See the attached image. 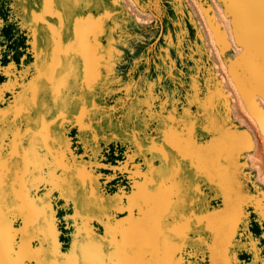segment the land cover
Listing matches in <instances>:
<instances>
[{
	"label": "rangeland",
	"instance_id": "1",
	"mask_svg": "<svg viewBox=\"0 0 264 264\" xmlns=\"http://www.w3.org/2000/svg\"><path fill=\"white\" fill-rule=\"evenodd\" d=\"M82 101L115 108L98 155ZM0 113L26 162L5 172L3 264H171L193 211L177 172L200 193L180 264H264V0H0ZM61 131L66 159L45 143ZM73 162L95 182L70 191Z\"/></svg>",
	"mask_w": 264,
	"mask_h": 264
},
{
	"label": "snow or ice",
	"instance_id": "2",
	"mask_svg": "<svg viewBox=\"0 0 264 264\" xmlns=\"http://www.w3.org/2000/svg\"><path fill=\"white\" fill-rule=\"evenodd\" d=\"M72 3L74 5H77L80 3V0H72ZM118 62L117 56L115 53H113V57L107 61V66L105 67V64H101V67L107 71L108 68L113 67ZM112 77L100 75L98 77H94V83L90 85V91H94L95 88H99L100 92L102 94H107L109 92V84L111 82ZM135 84L133 81L129 82L128 87L132 88ZM156 97L148 96L145 100L138 101L137 103L139 105H147L155 102ZM164 103V102H162ZM79 112H80V119L76 120L74 122V126H78L81 133L83 132H91L92 140L91 141H85L86 144L91 143L93 145L92 151L95 155L99 154V148L97 145V141L100 139L99 136L95 134V129L92 127L93 124L102 122L105 119H110L112 116L113 111H115V108L108 109V108H102L99 105H96L94 102L91 106H89L85 102H81L79 105H77ZM171 115V113H169ZM157 116L160 118V123L164 126L168 123V117L164 115L163 112L158 113ZM4 120L5 117L2 113H0V201L3 199V191L5 186V172L8 173V175L13 174V169H15L17 172L20 171L21 167L25 165L26 162L16 160V156L18 155L15 152H8V158L5 159V140L7 139L6 134L3 131L4 128ZM87 121V123H85ZM49 123L51 122H45L44 127L47 128L49 126ZM19 132L20 129H17ZM30 129L24 128L23 132H28ZM107 140V137L104 138ZM53 143L55 145H58L60 150V155L62 158L66 159L70 155V149L68 147L69 141L67 140L66 136L64 135L63 131H61L58 134H53L51 132H48L46 135L45 143ZM135 146V145H134ZM141 151L140 148H137V153ZM137 153H131V156H135ZM82 159V158H81ZM16 161L13 163V161ZM65 168V172H74V175L68 176L64 172L61 173V178L65 185L69 187V190H74L75 183L80 181L81 179L84 181V183H94L96 180V177L92 174L90 169L95 167V164H90L88 162H83L79 165H76L74 162L72 163L71 167L67 165H63ZM175 178L177 180V184L181 190L182 193V202L186 206H192L193 211L187 213L183 218L185 220L186 229L185 232L182 234V237L180 235L176 236V240L173 243V253H172V261L171 264H180L182 261V257L179 256V252L184 248L187 247L189 242L188 233L192 231L193 227V220L195 219V211L194 206L198 203V197L200 195L199 193V186L192 183L191 180L186 179L181 173L177 172L175 175ZM95 194V189H93V195ZM119 197V194H118ZM117 197V199H118ZM199 227V225H196ZM33 252H35V249H32ZM49 251V249H43L41 248V255L44 252ZM51 251L55 253V247L53 246L51 248ZM62 254H57L56 258L52 260H46L45 264H61ZM26 259H29L26 257ZM0 264H3V258L0 256Z\"/></svg>",
	"mask_w": 264,
	"mask_h": 264
},
{
	"label": "water",
	"instance_id": "3",
	"mask_svg": "<svg viewBox=\"0 0 264 264\" xmlns=\"http://www.w3.org/2000/svg\"><path fill=\"white\" fill-rule=\"evenodd\" d=\"M250 102H252V101H250Z\"/></svg>",
	"mask_w": 264,
	"mask_h": 264
},
{
	"label": "bare ground",
	"instance_id": "4",
	"mask_svg": "<svg viewBox=\"0 0 264 264\" xmlns=\"http://www.w3.org/2000/svg\"><path fill=\"white\" fill-rule=\"evenodd\" d=\"M154 216V215H153Z\"/></svg>",
	"mask_w": 264,
	"mask_h": 264
}]
</instances>
